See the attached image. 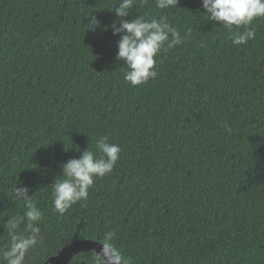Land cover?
Wrapping results in <instances>:
<instances>
[{
    "label": "trees",
    "instance_id": "obj_1",
    "mask_svg": "<svg viewBox=\"0 0 264 264\" xmlns=\"http://www.w3.org/2000/svg\"><path fill=\"white\" fill-rule=\"evenodd\" d=\"M119 2L0 0V249L7 219L30 202L42 219L24 264H47L78 238L125 264H264V17L235 45L245 28L211 21L201 0H135L126 19L165 17L182 42L133 86L115 59ZM105 136L119 159L60 214L61 164L86 148L99 158ZM68 264L107 262L83 250Z\"/></svg>",
    "mask_w": 264,
    "mask_h": 264
},
{
    "label": "clouds",
    "instance_id": "obj_2",
    "mask_svg": "<svg viewBox=\"0 0 264 264\" xmlns=\"http://www.w3.org/2000/svg\"><path fill=\"white\" fill-rule=\"evenodd\" d=\"M134 2L135 0H120L118 6L110 9L119 19L118 26L115 22L111 25L113 35L119 34L115 59L127 65L128 70L124 79L131 85L138 86L157 75L154 70L156 55L182 41L180 33L166 22L165 17L147 20L142 16H136L134 19H126ZM176 4L177 0H156V7L160 9ZM201 7L210 15L211 21L219 22V25H223L229 31H232L234 26L245 28L243 32L233 33L231 36L235 45L245 44L253 39L255 31L248 26L256 18L264 17V0H201ZM88 23V28L93 30L100 26V21L94 16ZM96 148L101 154L99 158L96 153L86 148L78 158L69 159L61 164L60 174L64 178L54 180L52 193L53 207L60 214L77 201L86 200L94 178L110 173L119 159L121 148L109 143L106 136L97 140ZM15 192L17 198L27 202V186L16 187ZM26 207L27 211L23 216L6 221L10 241L5 249H0V264H24L26 253L38 243L40 230L35 222L42 219V213L33 203L27 202ZM21 223L24 224L27 235L18 232Z\"/></svg>",
    "mask_w": 264,
    "mask_h": 264
},
{
    "label": "water",
    "instance_id": "obj_3",
    "mask_svg": "<svg viewBox=\"0 0 264 264\" xmlns=\"http://www.w3.org/2000/svg\"><path fill=\"white\" fill-rule=\"evenodd\" d=\"M83 250H94L107 264H125L109 247L90 238H78L63 246L56 255L50 256L47 264H68Z\"/></svg>",
    "mask_w": 264,
    "mask_h": 264
}]
</instances>
